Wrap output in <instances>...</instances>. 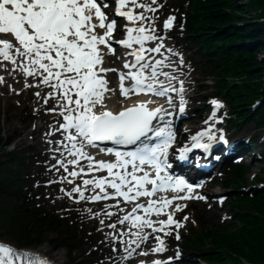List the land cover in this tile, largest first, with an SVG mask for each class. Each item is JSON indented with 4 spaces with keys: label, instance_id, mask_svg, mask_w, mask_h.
I'll return each instance as SVG.
<instances>
[{
    "label": "snow or ice",
    "instance_id": "6c2138e0",
    "mask_svg": "<svg viewBox=\"0 0 264 264\" xmlns=\"http://www.w3.org/2000/svg\"><path fill=\"white\" fill-rule=\"evenodd\" d=\"M157 2L158 0H151L150 3L144 0H0V61H8L13 71L19 69L25 77V87H47L49 91L41 99L45 105H48L49 100L52 101L46 112L57 116L56 123L49 125L50 131L45 136L49 137V144L55 145L51 151L56 165H59V168L52 165L51 169L59 172L62 168L67 175H61L58 181L50 180L47 183L66 182L72 185L70 190L61 188L60 191L77 203L114 200V205L108 204L102 210L106 217L114 215L107 209L116 207L117 211H123L119 208L121 203L132 204L131 211L118 219L117 223L130 222V226L136 231L129 233L128 240L124 239L123 232L108 234L113 241V252L117 251L116 243H119L124 246L129 258L135 251L132 245L139 248L149 238V234L144 232L145 228H150L152 233L164 232L165 235L175 231V239H180L178 229L184 226L188 217L178 221L174 219V213L181 211L186 205L175 204L173 211L167 212L173 201L206 199L195 193L196 187L202 185H194L171 173L169 156L176 136L166 116H175V112H169L163 105L150 107L156 103L154 99L133 104L118 112H113L103 102L104 93L111 90L102 73L106 74L113 69L102 67L101 46L110 53H115L112 41L118 16L132 25L126 28V39L116 41L129 49L127 55L133 57L124 64L128 72L119 73L121 94L129 98L132 94L142 93L163 97L172 106L176 103L172 95L175 92L179 96L180 112L187 110L184 81L180 79L183 57L164 42L167 39L166 32L174 28L176 17H170L164 25L165 34H159L156 27L158 18L155 16L159 9L153 7ZM111 3L117 4V10L110 20L104 9ZM149 13L152 15H148ZM149 43H154L155 46H147ZM172 55L179 57L175 65L171 61ZM0 67H4V64L0 63ZM29 77L34 79L33 85L27 83ZM125 79L132 82L130 87L124 86ZM3 82L4 77L0 76V83ZM34 95L40 97V92L37 91ZM210 103L217 111L225 107L218 100ZM212 131L209 128L194 136L192 139L195 147L210 153L218 140ZM56 133L60 134L59 137L52 139ZM101 143H110L112 146L101 148ZM223 144H229L226 136ZM129 146H132L131 150H125ZM90 149H98L114 159L97 160L96 154ZM181 151L183 154L179 159L185 160L191 149L185 147ZM99 172L106 175H95ZM77 179L81 183H75ZM167 192L174 195H160ZM141 198L147 199L141 203ZM85 210L92 216L101 215L100 212H92L90 208ZM153 214L157 217L167 214V219L159 220L157 226V222L150 219ZM100 223L103 224L104 221L100 220ZM107 226L112 229L116 227L115 224ZM155 239L158 245L150 249V252L166 251L163 239L159 235ZM172 259L169 258L168 264ZM0 264L50 262L36 253L17 250L0 243ZM152 264L166 262L156 260Z\"/></svg>",
    "mask_w": 264,
    "mask_h": 264
},
{
    "label": "trees",
    "instance_id": "16d2710c",
    "mask_svg": "<svg viewBox=\"0 0 264 264\" xmlns=\"http://www.w3.org/2000/svg\"><path fill=\"white\" fill-rule=\"evenodd\" d=\"M250 5H246L241 7L237 2L232 3L231 0H214L213 4L215 5L213 9L209 10V14L212 17L218 18L211 21H207L206 25H229L232 29V37L236 39V42H239L240 38L244 37L243 42L252 41L254 44L251 47H248L250 51L253 53V56H247V61L250 62L249 66L250 70L258 69V71H254L253 75L257 80H261L263 77L264 71V62L258 59V54L261 51H264V28H261L257 25L249 24L251 19L247 18L248 9L251 8H260L264 5V0H249ZM226 6H230L234 8L232 13H227L225 8ZM224 13L223 16H220L221 13ZM236 22H243V25H236ZM247 47V46H246ZM263 60V59H262ZM242 74L245 73V69L240 67ZM256 243L255 250L257 251L258 257L264 259V230H258L256 233Z\"/></svg>",
    "mask_w": 264,
    "mask_h": 264
},
{
    "label": "rangeland",
    "instance_id": "374dc122",
    "mask_svg": "<svg viewBox=\"0 0 264 264\" xmlns=\"http://www.w3.org/2000/svg\"><path fill=\"white\" fill-rule=\"evenodd\" d=\"M196 74H197L198 78L201 77L200 76L201 74H200L199 70H197ZM13 97L14 96L9 98V100L7 101V105L9 107H11L12 109H14V110H12L9 113H7V116L13 117V121L16 124L21 126V129H18L17 132L21 133V137L24 138V140H21V144L26 145L28 143H31V141L29 139L25 138L26 135H27V132L29 130H31V126L29 127V122L28 121H26L25 123H22L21 120L22 119L27 120L28 117H29L25 113V111H27L29 109L28 104H26V103L29 102V100H26L24 98V95H22L20 97H14V98ZM19 99L22 100V101L25 100V102L22 103V107H24V113H23V111H21V107L14 108L15 103H18ZM0 103H1V100H0ZM29 103H31V102H29ZM0 109H1V106H0ZM17 113H18V116H16ZM19 114H22V115H19ZM5 120H6V114L3 111L0 110V129L3 131L5 136H9L11 133H13V131H10L11 129L6 126L7 123L5 122ZM200 221H201V225L206 227V228H207V226H215V225H218V223H223V221L217 220V218L211 217V216H209V215H207L205 213L200 218ZM37 249H39L41 251H46L47 253H49L51 255L53 253H56V252H61L63 254V251H53V250H51L50 246H48L46 244H43V245L39 246V248H37ZM62 261H65V256H62V259L59 262L62 264L63 263Z\"/></svg>",
    "mask_w": 264,
    "mask_h": 264
},
{
    "label": "bare ground",
    "instance_id": "6f19581e",
    "mask_svg": "<svg viewBox=\"0 0 264 264\" xmlns=\"http://www.w3.org/2000/svg\"><path fill=\"white\" fill-rule=\"evenodd\" d=\"M7 74H8V76H10V75H12L13 73H12V71H10V72H8ZM5 78H8V77H5ZM31 132L33 133L34 131H31Z\"/></svg>",
    "mask_w": 264,
    "mask_h": 264
}]
</instances>
